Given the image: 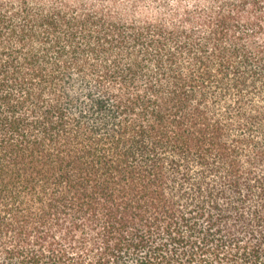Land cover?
Segmentation results:
<instances>
[{"label": "trees", "instance_id": "obj_1", "mask_svg": "<svg viewBox=\"0 0 264 264\" xmlns=\"http://www.w3.org/2000/svg\"><path fill=\"white\" fill-rule=\"evenodd\" d=\"M264 264V0H0V264Z\"/></svg>", "mask_w": 264, "mask_h": 264}, {"label": "rangeland", "instance_id": "obj_2", "mask_svg": "<svg viewBox=\"0 0 264 264\" xmlns=\"http://www.w3.org/2000/svg\"><path fill=\"white\" fill-rule=\"evenodd\" d=\"M122 262V261H121ZM110 264H117V263H110ZM121 264H132V261H124ZM135 264V263H134Z\"/></svg>", "mask_w": 264, "mask_h": 264}]
</instances>
